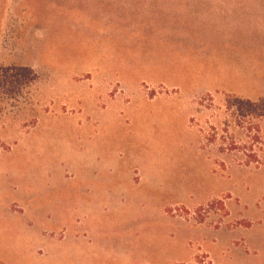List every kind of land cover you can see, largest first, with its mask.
Here are the masks:
<instances>
[{"label": "rangeland", "instance_id": "obj_1", "mask_svg": "<svg viewBox=\"0 0 264 264\" xmlns=\"http://www.w3.org/2000/svg\"><path fill=\"white\" fill-rule=\"evenodd\" d=\"M263 42L264 0H0L37 77L0 89V264H264V169L214 139Z\"/></svg>", "mask_w": 264, "mask_h": 264}, {"label": "trees", "instance_id": "obj_2", "mask_svg": "<svg viewBox=\"0 0 264 264\" xmlns=\"http://www.w3.org/2000/svg\"><path fill=\"white\" fill-rule=\"evenodd\" d=\"M37 77L28 68L0 69V89L9 94L29 88ZM226 120L214 129L219 153L245 168L264 169V98L257 101L229 98Z\"/></svg>", "mask_w": 264, "mask_h": 264}, {"label": "crops", "instance_id": "obj_3", "mask_svg": "<svg viewBox=\"0 0 264 264\" xmlns=\"http://www.w3.org/2000/svg\"><path fill=\"white\" fill-rule=\"evenodd\" d=\"M263 0H233V3H247V2H258ZM255 18L250 15H243L242 17L233 18V26H249L250 24L253 25L256 23ZM233 49H246V50H263L264 51V42L255 44V45H248V44H241V45H233Z\"/></svg>", "mask_w": 264, "mask_h": 264}]
</instances>
